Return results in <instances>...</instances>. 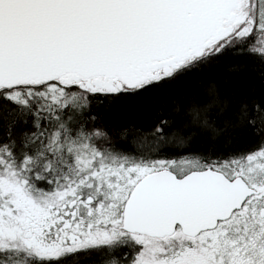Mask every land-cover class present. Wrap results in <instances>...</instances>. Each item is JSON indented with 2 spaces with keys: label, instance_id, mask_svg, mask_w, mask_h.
Instances as JSON below:
<instances>
[{
  "label": "snow or ice",
  "instance_id": "6c2138e0",
  "mask_svg": "<svg viewBox=\"0 0 264 264\" xmlns=\"http://www.w3.org/2000/svg\"><path fill=\"white\" fill-rule=\"evenodd\" d=\"M0 264H264V0H0Z\"/></svg>",
  "mask_w": 264,
  "mask_h": 264
}]
</instances>
